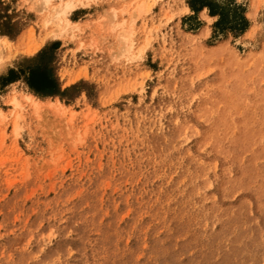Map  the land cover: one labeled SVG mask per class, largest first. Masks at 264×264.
<instances>
[{
	"label": "rangeland",
	"instance_id": "obj_1",
	"mask_svg": "<svg viewBox=\"0 0 264 264\" xmlns=\"http://www.w3.org/2000/svg\"><path fill=\"white\" fill-rule=\"evenodd\" d=\"M213 1L246 29L0 0V264H264V0ZM52 43L61 96L25 81Z\"/></svg>",
	"mask_w": 264,
	"mask_h": 264
},
{
	"label": "trees",
	"instance_id": "obj_2",
	"mask_svg": "<svg viewBox=\"0 0 264 264\" xmlns=\"http://www.w3.org/2000/svg\"><path fill=\"white\" fill-rule=\"evenodd\" d=\"M188 4L193 11H199L207 8L212 16H217L218 20L214 23V27L219 30L228 29L235 32H243L248 21L244 15V11L239 5H231V3L219 5L213 0H188ZM57 43H52L45 47L34 56V65L25 75V81L28 87L35 93L43 96L63 95L67 90H62L58 77L56 75V67L53 63L51 51L56 48ZM17 78L14 70L9 71L8 82ZM75 88V85L69 87ZM68 88V89H69Z\"/></svg>",
	"mask_w": 264,
	"mask_h": 264
},
{
	"label": "bare ground",
	"instance_id": "obj_3",
	"mask_svg": "<svg viewBox=\"0 0 264 264\" xmlns=\"http://www.w3.org/2000/svg\"><path fill=\"white\" fill-rule=\"evenodd\" d=\"M68 8L69 9H72L73 8V6L72 5H70V4H68ZM59 13V12H58Z\"/></svg>",
	"mask_w": 264,
	"mask_h": 264
}]
</instances>
